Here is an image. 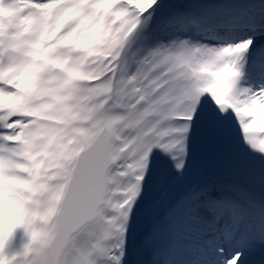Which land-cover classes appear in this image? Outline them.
Listing matches in <instances>:
<instances>
[{
  "label": "bare ground",
  "instance_id": "bare-ground-1",
  "mask_svg": "<svg viewBox=\"0 0 264 264\" xmlns=\"http://www.w3.org/2000/svg\"><path fill=\"white\" fill-rule=\"evenodd\" d=\"M70 2L73 3L74 8L69 12L67 18H60L58 14L53 17L56 21L61 22V32H65L66 35L63 42L54 40L55 34L52 32L50 35L47 34L44 46L38 47L34 42L33 35L37 29L38 19L35 26L27 30L21 40V44L29 46V55L33 53L39 57L42 56L41 58L45 61L51 55L58 56L60 69L53 72L48 66L42 68L35 63L32 65L30 61L10 53L3 63V65L7 64L2 72L7 69L6 76L21 85L23 95L16 105H11L8 99H3L0 107L13 111L15 121L26 128V136L16 140L9 147L0 146L2 154L5 155V158H0V250L8 253L9 256H12L9 250L15 251L16 245L27 240V237L20 231L29 218L28 214L37 205L39 199L38 190H36L38 186L34 178L37 177V180L42 182L53 179L50 177L49 171L43 169L44 166L36 162L40 152L47 151L54 157L59 152H65L70 144L68 138L74 133L68 126L77 122L79 114L83 113L84 108H93L96 113L100 112L102 115L106 109L102 104L105 99L103 85L81 84L68 73L70 71L72 74L81 75L94 68L97 73H103L105 76L111 62L105 58L103 50L97 53L92 45L91 36L85 34V44L77 43L76 51L66 53V58L61 55L66 43H76L77 32H84V22H91L90 12H95L98 5L110 6L112 2L111 0H70ZM185 2L186 5L182 0H169L164 5L153 6V10L144 18L143 26L155 27V29L139 30L133 36H141L146 43L148 32L156 36L155 32H157L164 37L170 34L174 35L176 32L186 37L187 34L184 33H191L193 39L183 42L187 55V58L183 56L185 63L177 71H173L167 66L169 71L165 72V75L168 83L178 86L179 95L182 94L177 100L184 106L198 107L204 103L205 98L211 99L212 106H206V102L198 113H192L194 114L193 120L196 122L193 124L174 123L171 116H166L167 113L172 115L169 111L175 108L174 104L169 101L159 108L158 116L159 119L162 118L158 122V127L162 129L163 134L157 142L159 162L164 161L163 166L165 167L177 165L175 171H177L176 177L179 179L172 183L174 192L180 194L181 205L176 209L182 207L184 209L175 211L174 208L166 206L164 197L161 199V209L166 210L165 214L169 215L171 220L170 223H167L169 241L167 240L168 242L165 243L154 233L148 235L149 238H144L141 243L142 254L145 253V249L148 254L149 250L156 245V250L159 252L158 259H134L133 261H136L137 264H209L213 254L208 251L209 246L205 244V238L215 233L220 227L225 231L231 230L233 249L229 256L222 251L217 259L218 264H226L223 262L230 257L234 261L238 251L245 246L255 241L259 243L264 240V232L260 231L261 225L257 217L250 215V219L246 218L248 214L254 213L247 211L244 196L232 188L233 185L246 182L243 171L237 173L238 169L235 166L232 169L235 172L233 175L216 173L214 179L222 182L219 187L212 185L211 182L207 184L203 182L205 173L212 169L215 170L213 159L218 156V150H216L218 148L213 136L219 131V125L224 124L226 129L236 137L237 144L234 145L239 147L240 153L234 147L233 150L239 154L240 158H243L244 163H246L245 160H249L247 165L253 171V175L249 178L250 181L246 182L248 187L258 188L261 185L264 189V143L261 142V134L264 129V110L261 106V103L264 102V38L261 37L258 44L254 43L253 48L257 49V53L249 67L234 66L231 62L228 63L227 57H223L228 45L233 42V39L240 38L243 31L248 30L245 32L243 41L255 38L250 36L251 30L256 29L260 32L259 34H264V10L257 13L251 10L252 0H244L243 5L237 3L225 5L221 0H201L199 2L185 0ZM171 3H181L184 16L187 19L194 16L200 17L203 27H205L204 31L201 33L191 31L188 20L183 22V18L178 14L168 11L167 7ZM9 14L12 20L9 43L12 44L18 40L14 29L20 26L25 12L20 7L18 10L11 7ZM207 38L221 42H208ZM185 39L181 38V40ZM46 45H48V49L44 51ZM209 47H217V54L206 53L204 55ZM199 54H202L201 57L204 56L201 58L202 60H199ZM164 65L160 60L155 66L163 68ZM65 67L68 68V71L64 72ZM82 67L85 70L81 71ZM215 72L217 74L214 77ZM104 76L102 81L100 80L101 83H106ZM56 82H60L59 85ZM73 90L78 94L74 96ZM3 96H7L9 99L15 98L13 93L0 90V97ZM58 111L67 112H64L66 117L62 121L56 119ZM29 115L35 116L33 122L28 121ZM252 115L262 118L259 126H249L248 121ZM88 118L91 117L88 116ZM44 119L52 122L44 121ZM204 122H209L214 126L212 128L214 129L213 136L202 130ZM14 125L17 124L11 121V128ZM177 129L184 132V155L177 151L171 152L174 142L179 144L175 137L170 136ZM166 156H170L172 162ZM29 164L33 166L39 164L38 171L27 168ZM11 167L14 170L9 171ZM19 168L29 169V174L25 178L17 176L16 170ZM218 190L221 191V194ZM230 193L232 194L230 195ZM228 194L234 198L233 202L227 201ZM207 195L216 196V202L204 198ZM156 210L147 224L149 229L161 226L160 224L163 223L156 217ZM207 239L212 242L219 241L217 237ZM96 246L100 247L101 244L96 242ZM13 255L20 256L21 251L14 252ZM150 255L152 254L150 253ZM164 258L163 263L161 260ZM120 259L122 258H119L115 264H118ZM108 264L113 263L110 261ZM126 264L129 263L126 262Z\"/></svg>",
  "mask_w": 264,
  "mask_h": 264
},
{
  "label": "rangeland",
  "instance_id": "rangeland-1",
  "mask_svg": "<svg viewBox=\"0 0 264 264\" xmlns=\"http://www.w3.org/2000/svg\"><path fill=\"white\" fill-rule=\"evenodd\" d=\"M167 1L169 0H111L112 4L110 6L98 5L95 12L90 14L91 22H84V32H77V42L66 43L64 46L62 57L68 52L74 53L78 44H85V34H88L91 36L92 45H94L97 53L103 50V55L111 62L109 71L106 72L105 76L103 73H97L94 68L81 75L68 72L73 76L74 80L81 84L103 85L105 87V99L102 103L106 107L104 109L105 113L102 115L100 112L96 113L93 108H84L83 113L79 114L77 122L68 126L71 132L74 131L68 138L70 143L68 149L65 152H59L56 157L47 151L40 152L36 162L42 164L44 166L43 169L48 170L50 177H53V179L42 182L39 179L37 180V177L34 178L38 186L36 190H38L39 199L37 205L28 214L29 218L20 231L27 237V240L16 245L15 251L13 249L9 250L12 256L0 250V264H49L45 250L48 240L51 239L54 233L55 215L60 198H62L68 184L71 166L74 164V156L77 155L83 145L90 142L102 124L107 125L112 131L110 145H112L111 155L114 159V166L108 175L107 204L101 210L96 221L82 228V231L72 238V242L69 248L66 249L67 251L64 253L61 264H108L110 261L115 264L119 261V258L122 259H120L121 261L118 264H126V262L137 264L136 261H133L134 259H158L157 255L159 252L156 250V245L149 250L148 254L146 249L144 250L145 253L142 254V240L153 234L155 230L167 229V223L171 222L165 214L166 210H161V199L163 197L166 199L165 204L167 207L171 206L169 203L172 200L181 202L180 194L174 192L172 183L179 179L176 177L177 171H175L177 165L165 167L163 166L165 164L164 161L159 162L160 156L157 142L163 135L162 129L158 127V122L162 118L159 119L158 116L159 108L167 104L166 101H169L174 104L175 108L169 111L172 115L167 113L166 116H171L174 123L187 122V124H193L196 122L193 120L194 114L192 113H198L206 102L208 105L212 103L211 99L205 98L204 103L198 105V107L184 106L177 100L182 94L179 95L178 86L168 83L165 75V72L169 71V67L171 70L177 71L185 63L183 56L187 58V55L183 42L193 39L191 33H184L187 34L186 37L185 35L177 34V32L174 35L170 34L164 37L157 32H155L157 36L148 32L146 43H144L141 36H133L139 30L145 29V31H148L154 29L153 27L143 26L144 18L153 10V6L164 5ZM222 1H224L225 5L236 3L243 5L244 3V0ZM252 1L251 8L264 10V0ZM179 5L173 3L167 8H170L171 12H175L174 9H181ZM127 6H131L133 11H127ZM72 8L73 4L68 1L60 9L59 17L66 18L68 16L67 12ZM137 16H142L141 22L135 20ZM51 24L50 31L58 32L56 40L63 42L66 35L61 32L59 21ZM20 28L21 25L15 29V32L19 31ZM191 31H195L194 25L191 26ZM259 33L254 29L251 31L250 36H261ZM36 34H34L35 37ZM181 38L186 39L181 40ZM208 40V42H221L214 39ZM255 41L250 39L244 43L250 45L255 43ZM24 47L28 48V46ZM229 48L230 45L224 51L223 57H227L226 59H228ZM206 53L216 55L217 47H209L204 55ZM201 55L199 54V60L204 57H201ZM58 58V56L48 57V67L53 72L61 68L58 65ZM160 60L165 64L163 68L155 66ZM228 63H230L229 60ZM167 66L169 67L167 68ZM67 69L65 67L63 71H68ZM80 70H85V68L82 67ZM217 72L214 73V77ZM103 76L106 83H101ZM0 79L22 89L21 85L11 77H7L5 72L0 74ZM59 83L56 82L58 85ZM73 92L74 96L78 94L75 90ZM261 106L264 110V102L261 103ZM58 112H56V119L62 121L66 117L64 112H67ZM88 116L91 118L89 119ZM27 119L33 122L35 116L29 115ZM256 120L260 121L262 118L258 115H252L248 121L249 125H255ZM44 121L52 122L47 119H44ZM15 123L17 124L15 128L23 129V137L26 136V128L20 123L18 124L17 121ZM56 124L61 125L60 123ZM207 125H210V123L204 122L202 125L204 132ZM15 128L13 129L14 131L16 130ZM219 128L226 132L228 131L224 124H221ZM227 134L233 139L229 132ZM170 136L175 137L176 141L179 142V144L174 142L172 149L179 150L184 155V132L177 129ZM261 142L264 143V132L261 134ZM154 145H156V148H154ZM218 149L224 150L228 148L220 146ZM166 157L169 160L171 159L170 156ZM214 160L215 170H218L222 161L220 157ZM240 162L245 167V163L243 161ZM32 163H34L33 160ZM38 166L29 164L27 168L38 171ZM24 169L19 168L16 170V175L19 177H21V173L28 175L29 169ZM12 170L14 169L11 167L9 171ZM215 170H210L211 175L217 172ZM214 183L212 181V184ZM259 187L263 189L262 186ZM158 207H160V210H157L155 215L163 223L160 224L161 226L149 229L147 224ZM179 209L174 210L179 211ZM182 209L184 208L182 207L180 210ZM164 216H166V220L161 219ZM161 239L165 240L164 238ZM96 242L100 243L101 246L97 247ZM19 250L21 251L20 256L13 255L14 252ZM217 259L218 257L211 259L212 263L218 264ZM163 260L165 261V258L161 260L164 263Z\"/></svg>",
  "mask_w": 264,
  "mask_h": 264
},
{
  "label": "water",
  "instance_id": "water-1",
  "mask_svg": "<svg viewBox=\"0 0 264 264\" xmlns=\"http://www.w3.org/2000/svg\"><path fill=\"white\" fill-rule=\"evenodd\" d=\"M111 131L102 126L75 156L71 176L56 214L55 232L47 246L49 264H60L72 237L96 221L106 206L108 173L112 167Z\"/></svg>",
  "mask_w": 264,
  "mask_h": 264
}]
</instances>
